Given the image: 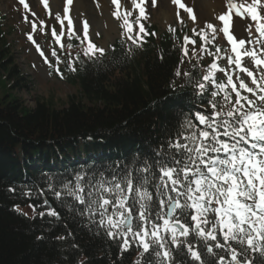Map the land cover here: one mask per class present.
<instances>
[{"label":"snow or ice","instance_id":"1","mask_svg":"<svg viewBox=\"0 0 264 264\" xmlns=\"http://www.w3.org/2000/svg\"><path fill=\"white\" fill-rule=\"evenodd\" d=\"M19 2L28 8L25 0ZM130 2L133 9L139 10L134 20L129 19L132 12L120 10V0H111L117 6L112 15L122 21L121 34L139 47L142 33H155H147L141 23L142 19H148L144 7L147 0ZM225 2L227 11L217 19L223 24L221 31L230 49L208 48L214 44L217 33L212 23L199 30L193 28L192 36H183L184 57L189 56V44L194 55L198 51L212 57L205 74L193 85L202 100L207 95L206 104H202L207 110L184 113L174 136L154 149L151 157L142 159L140 154H133L122 166L82 170L71 179L50 180L47 184V191L55 200L70 213L86 218L97 234L103 231L121 253L134 246L139 257L135 264H176L174 253L181 251L189 264H264V15L260 12L264 0ZM41 3L48 9V0ZM72 3L73 0H65L63 17L59 13L55 16L61 26L59 34L52 28L56 43L61 50L71 49L73 44L61 41L65 37L74 38L82 46L83 56L89 59L97 58V54L103 56L105 49L90 39L87 21L83 22V37L76 33L69 15ZM151 4L155 7L156 0H151ZM171 4L178 6L176 16L180 24L184 20L179 9L192 22L196 21L193 9L182 0H171ZM234 17L248 25L249 39H237L234 35ZM24 19L27 21L26 16ZM251 22H255L256 37H252ZM40 24L44 26V21ZM134 26H138L135 35ZM36 30L37 24L33 22V33ZM169 31L175 33L176 29L169 27ZM193 37L201 42L198 50ZM27 38L36 44L32 33ZM36 47L45 63L63 78L59 68L62 61L55 48L51 52L56 58L54 66L39 45ZM224 59L227 68L219 63ZM246 59L252 61L256 71L245 65ZM68 69L76 71L71 61ZM218 73L224 79H218ZM176 75L181 72L177 70ZM183 75L192 77L190 72ZM32 194L31 190L25 193ZM43 194L44 190L37 192ZM43 205L47 211L39 212V216L60 218L47 199ZM30 207L35 213L36 206ZM205 254L210 258L207 261Z\"/></svg>","mask_w":264,"mask_h":264},{"label":"trees","instance_id":"2","mask_svg":"<svg viewBox=\"0 0 264 264\" xmlns=\"http://www.w3.org/2000/svg\"><path fill=\"white\" fill-rule=\"evenodd\" d=\"M1 27L0 23V264H135L139 257L134 246L121 253L103 231L97 234L86 218L67 211L47 191L50 180L92 170L64 168L48 175L34 165L85 151H111L106 167L122 166L133 154L151 157L174 136L183 114L194 108L191 86L196 70L192 65L180 70L177 36L151 35L139 47L117 41L93 59L81 52L80 68L68 78L78 86V96H69L61 108L40 98L28 107L13 92L29 90L30 81L11 56ZM72 44L78 46L75 39ZM29 190L33 194L25 195ZM39 190L44 194L37 195ZM45 199L60 214L58 220L39 216L47 211ZM30 205L36 206L35 213ZM174 256L176 264H189L184 252ZM204 259L210 258L205 254Z\"/></svg>","mask_w":264,"mask_h":264},{"label":"rangeland","instance_id":"3","mask_svg":"<svg viewBox=\"0 0 264 264\" xmlns=\"http://www.w3.org/2000/svg\"><path fill=\"white\" fill-rule=\"evenodd\" d=\"M27 1L29 2V14H35L36 17L39 18V20L36 21L35 17L31 18L34 19L37 24L40 23V21H44V25H46L43 28V31L47 35H38V33H35L34 37L36 38V44H33L27 38L25 39V29L26 31L31 32L32 26H28L26 28V26L22 24V21L24 20H20L18 13L13 10V0H0V12L5 15L4 28L5 30L12 29L14 31L7 37L13 44V52L15 53L18 62L17 65L18 67H20L21 71L25 73L24 76L30 80L31 84L29 90L24 89L19 92L13 93H15V95L19 99H21L28 107H33L35 105L36 99L40 98L44 100L51 99L56 107L61 108L63 106H66L69 96H78L79 88L76 85H71L58 79L54 69L52 68L51 71V68L48 66V64L45 63L44 58L39 54L36 47V45H39V47L43 50L45 56L48 58L50 46L54 44L49 36L50 30L52 31V28L54 27L58 34L61 30L59 22L55 19L56 14L60 13V11L62 10V6L59 7L61 2L60 0L50 1L48 2V9H45L43 3H41V0H38L39 3L44 7V9H42L41 7L35 6V0ZM84 1L91 7L86 6L83 12L84 14L82 13L81 15L73 12L75 31L78 35L83 37V22L87 21L89 24V36L92 42L98 44L99 46H105V44L103 43L105 36L102 32V29L106 28V22L104 19H102L101 24H99L100 26H98L96 18H100L102 16L99 13V10L96 8L97 4L95 3V0ZM184 1L194 9V13L197 16L195 22H192L189 17L184 14L185 12L182 13L184 14L182 18L186 20L188 26L197 28L204 27L206 23L219 25L220 21H218L217 16L223 9L226 8V4L222 3L223 0H220L221 7L213 11L203 10L202 6H200L197 2L192 3V0ZM120 2L123 3L124 8H129L132 5L130 0H120ZM144 7L146 8V13L148 16L147 20H149V22L152 21L156 23L159 28H164L166 25V22L163 18V12L166 8L169 7V9L171 10L172 15L170 21L174 22L173 20L177 18V16L173 13L176 11L178 6L168 3L167 0H156L155 7L152 6L151 0H147V3L144 5ZM114 9L117 10L116 5H114ZM94 23H96V27ZM242 23L243 22H241V25ZM48 27H50V29ZM247 27L248 25L246 23H243V28L241 27L242 35H239V39H249ZM97 33H99V35H97ZM251 33L252 35H257L256 30H252V27ZM115 34L116 32L113 33V35ZM44 37H47V40H43ZM228 46H230L229 43ZM256 47L257 49H259L258 45H256ZM224 64H226V62Z\"/></svg>","mask_w":264,"mask_h":264},{"label":"bare ground","instance_id":"4","mask_svg":"<svg viewBox=\"0 0 264 264\" xmlns=\"http://www.w3.org/2000/svg\"><path fill=\"white\" fill-rule=\"evenodd\" d=\"M51 1H53V0H51ZM110 1L111 0H99V2H100V14L102 17L96 18L98 26H100L99 24H101L102 19H104L106 22V28L102 29V32L104 33V36H105V38L103 40L104 44H106L107 40H112L114 38L113 33L117 32L116 23L112 19L113 9H112V4L110 3ZM193 1L197 2L200 6H202L203 10H210V11L216 9L220 4L219 0H193ZM86 6L91 7L90 5H87L84 0H73L72 5L70 6V12L72 11V13L75 12L78 15H81L84 12V9ZM62 7L63 8L65 7V0H63ZM90 10H91V8H90ZM164 12H165L164 15L167 16V18L169 19L170 15H171V13H170L171 10L168 9V11L165 10ZM63 15H64V13H63ZM69 15H70V13H69ZM94 24L96 27V23H94ZM234 27H235L234 35H239L240 28H241L239 18L234 17Z\"/></svg>","mask_w":264,"mask_h":264}]
</instances>
